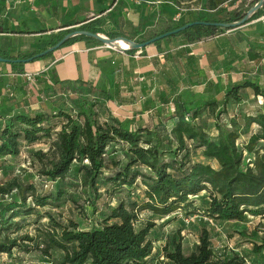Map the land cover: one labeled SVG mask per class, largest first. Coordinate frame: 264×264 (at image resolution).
<instances>
[{
  "label": "trees",
  "instance_id": "16d2710c",
  "mask_svg": "<svg viewBox=\"0 0 264 264\" xmlns=\"http://www.w3.org/2000/svg\"><path fill=\"white\" fill-rule=\"evenodd\" d=\"M221 3V0L205 1L194 20L169 26L136 42L148 41L193 22L200 24L165 39L182 36L184 44L189 45L223 35L230 29L212 24L234 23L245 13L227 14L217 8ZM4 4L0 0V5ZM217 14L225 15L226 19H216ZM263 15L264 7L242 26ZM101 25L96 19L77 29L61 31L47 47L28 55L12 56V50H0V58L8 61L5 64L11 70L23 72L26 63L16 60L31 59L28 63H33L47 59L53 52L41 58L35 56L74 31L102 34ZM0 34L25 33L10 30L0 21ZM163 40L153 45L159 46ZM80 41L95 42L76 36L59 49ZM220 47L223 48L222 42ZM246 57L258 59L253 50L247 51ZM186 73L193 76L194 72ZM42 76L43 79L35 78L40 87L46 83V74ZM8 83V77L0 76V87H7ZM65 85L70 86L74 99L70 107L56 112L16 113L9 105L0 104V170L5 164L13 165L10 177L0 184V256L12 259L14 252L38 251L51 257L52 252H57L58 264H150L153 254L150 231L155 224L141 221L142 211L168 218L178 212L188 216L197 210L217 224L264 219V86L250 80L226 87L207 81L203 93L197 94L188 89L178 92L176 83L168 80L167 91L159 93L156 102L163 108L171 105L172 112L162 116L152 128H132L130 121L112 116L105 106L107 100L122 103L117 100L116 89L91 87L78 81L53 82L54 87ZM245 90L261 98L262 103L252 111L234 109L229 115L228 107L232 103L236 108L240 106L241 92ZM150 104L146 103L144 109ZM222 116L229 117L228 123ZM205 117L212 119V133L201 125L200 120ZM41 143L47 144V150H36L31 156L39 165L37 176L53 183L47 190L33 180L13 175L24 147ZM113 146L120 147L122 159L113 157L116 153ZM194 154L204 162L194 161ZM72 174L86 195L81 208H90L92 216L99 211L98 202L103 197L116 199L115 205H108L105 213H99V221L88 229H81L77 223L54 213L71 199L66 187H72V183H67ZM202 194V206L197 209L195 200ZM41 220L45 223L39 227ZM28 226L36 228V236L22 233ZM182 231L178 227L164 237L160 255L153 264H245V259L236 254H216L204 228L195 248L184 252ZM252 252L261 254L264 244L253 245Z\"/></svg>",
  "mask_w": 264,
  "mask_h": 264
},
{
  "label": "crops",
  "instance_id": "0c3cea01",
  "mask_svg": "<svg viewBox=\"0 0 264 264\" xmlns=\"http://www.w3.org/2000/svg\"><path fill=\"white\" fill-rule=\"evenodd\" d=\"M12 1L5 0V3ZM141 1L137 4L135 0H31L32 11L38 10L37 19L41 21L40 26L37 29H18L25 34L0 35L45 37L48 41L51 36H57L61 31L77 29L80 25L97 19L102 23L100 35H116L140 41L147 34L159 33L169 26H174L166 21L164 0ZM205 1L211 2L198 0L196 11ZM221 1L217 8L227 14H246L256 4L254 0ZM177 2V6L182 7L184 4ZM176 9L185 10L180 7ZM185 14L182 13V17ZM196 16L197 14L191 13L188 18L194 20ZM185 22L183 19L182 23ZM251 24L257 27L256 41L236 39V32ZM244 26L189 45L184 44L182 36L165 39L159 46L152 44L133 54L115 51L96 41H80L59 49L56 55L52 53L50 60L44 59L24 66L29 69L41 66L40 73L59 83L78 81L91 87L116 89L117 100L122 103L105 101L109 113L121 120L130 121L132 128H152L162 116L166 117L173 110L171 105L163 108L156 102L159 93L167 91L168 80L176 83L178 92L188 89L197 94L203 93L207 81L226 87L250 80L264 86V15ZM249 50L255 51L257 60L252 61L246 57ZM230 55H233L232 58ZM190 58L192 60L189 62ZM187 70L194 72L193 76H188ZM218 71L221 72L222 82L216 79L215 73ZM149 102L151 104L148 109H144V105ZM30 148L32 147H24L26 150ZM199 161L204 162L202 158ZM209 164L216 167L214 162Z\"/></svg>",
  "mask_w": 264,
  "mask_h": 264
},
{
  "label": "rangeland",
  "instance_id": "374dc122",
  "mask_svg": "<svg viewBox=\"0 0 264 264\" xmlns=\"http://www.w3.org/2000/svg\"><path fill=\"white\" fill-rule=\"evenodd\" d=\"M5 1V0H4ZM163 8L166 9L167 23L170 25H180L184 21L191 20L188 15L191 13L197 14L196 4L198 0H164ZM177 1L184 3L183 6H177ZM177 8H184L180 11ZM31 0H13L10 3H5L4 6L0 5V21L10 30L18 29H37L40 26L38 10L32 11ZM243 10H246L243 8ZM182 13H186L182 17ZM218 20L226 19L225 15L217 14L215 16ZM237 33V34H236ZM236 39H243L245 41L254 42L258 36L257 27L255 24L247 25L236 32ZM153 33L147 34L143 39L146 40ZM55 36H51L48 41L45 37L23 38L20 36L13 37L7 35H0V50H12V56H23L41 50L53 40ZM59 50H55L53 55H56ZM117 51V50H115ZM47 59H51L50 57ZM48 60V61H49ZM0 65V76L9 78L7 87H0V104L3 102L5 105L12 107L13 111L31 114L41 111L56 112L59 108L70 107L74 96L70 91V86L65 85L59 87L53 86V79L46 75L45 86L40 87L36 84L35 78L43 79V73H40L41 66L35 68H28L27 66L21 71H13L5 63ZM42 65V64H41ZM248 70V69H247ZM32 73H40L34 75ZM216 79L222 82L221 72L215 73ZM256 77V76H255ZM249 78V77H248ZM254 79V77H252ZM227 80V79H226ZM231 80V79H229ZM227 80V81H229ZM231 82V81H230ZM242 103L236 108L235 104L228 107L227 113L231 115L234 109L252 111L259 107L262 103L261 98H255L250 90L241 92ZM228 115V116H229ZM123 116V115H122ZM230 117V116H229ZM229 117L222 116L225 123H228ZM202 127L208 133H212V119L205 117L200 120ZM116 153L113 155L115 158H121V150L119 146H113ZM109 149H112L110 146ZM36 150H47V144L41 143L30 149L21 151L18 161L15 163L13 175H21L38 184H42L45 190L51 189L53 183L47 182L45 178L37 176L39 165L33 161L31 153ZM194 161H199L201 158L198 154L192 156ZM6 165V166H5ZM0 170V184L7 180L11 175L12 164H5ZM75 169V167L73 168ZM67 183H72V187H66L71 199L65 206L54 210V213H60L64 220H70L79 226L81 229H88L94 221H99V213H105L108 205H115L116 199L107 200L103 197L98 202L99 211L92 216L90 208L86 206L82 209L86 195L83 194L82 188L79 187L77 179L74 175H70ZM124 194H122L123 196ZM203 196H199L195 200L194 207L200 209L202 206ZM74 201H76L74 203ZM197 211V210H196ZM195 210L184 216L182 212H178L177 216H170L162 218L153 216L147 211L140 212V219L144 223L150 221L155 224L154 228L150 231V239L153 242V254L149 260L153 264L154 259L160 255V248L164 243V237L169 235L178 227H182V247L184 252L192 251L198 243L199 232L205 229L210 234V240L214 252H226L228 254H236L245 259V264H264V252L261 254H253L252 246L264 244V219L261 218H247L243 223H230V224H217L205 218L201 213ZM173 217H176L173 220ZM186 217L187 222L184 221ZM168 221H171L167 223ZM45 223L41 220L38 226ZM34 226L26 227L22 233H27L31 236H36L37 231ZM42 247V246H41ZM40 247V248H41ZM14 258L9 259L5 255L0 256V264H58L56 260L59 259L57 252H52L51 257H45L38 251H32L29 254H22L14 252Z\"/></svg>",
  "mask_w": 264,
  "mask_h": 264
},
{
  "label": "water",
  "instance_id": "95a60500",
  "mask_svg": "<svg viewBox=\"0 0 264 264\" xmlns=\"http://www.w3.org/2000/svg\"><path fill=\"white\" fill-rule=\"evenodd\" d=\"M264 4V0H259L255 5H253L245 14V16L237 21V22H234V23H220V24H212V25H215V26H220L222 28H225V29H230V30H233V29H236V28H239L241 27L254 13H256ZM196 24H200V23H196V22H193V23H188V24H185L184 26L178 28V29H175L173 31H170V32H166V33H163L159 36H156L148 41H144V42H136V41H133V40H130V39H127V38H122V37H117V38H113V39H110V38H107V37H104L100 34H92V33H89V32H85V31H74V32H71V33H68L66 34L59 42H57L55 45H53L52 47H49L47 48L45 51L37 54L35 57L36 58H41L49 53H52L54 52L55 50H58L63 44L64 42H66L67 40L73 38V37H76V36H84V37H88V38H91L93 39L94 41L110 48V49H113V50H117L121 53H125L126 51H129V50H141L149 45H152L154 44L155 42L157 41H160V40H163L165 38H168L169 36H172L174 34H177L179 32H182L184 30H187L189 28H191L193 25H196ZM206 24V23H205ZM117 42H123L127 45L126 48L124 47H119L118 45H116ZM31 59H23V60H16L15 62H19V63H28L30 62ZM0 62L2 63H6L8 62L7 60H3L0 58Z\"/></svg>",
  "mask_w": 264,
  "mask_h": 264
},
{
  "label": "bare ground",
  "instance_id": "6f19581e",
  "mask_svg": "<svg viewBox=\"0 0 264 264\" xmlns=\"http://www.w3.org/2000/svg\"><path fill=\"white\" fill-rule=\"evenodd\" d=\"M116 45H118L119 47H124V48L127 47V45L123 42H117Z\"/></svg>",
  "mask_w": 264,
  "mask_h": 264
},
{
  "label": "built area",
  "instance_id": "2783aa9c",
  "mask_svg": "<svg viewBox=\"0 0 264 264\" xmlns=\"http://www.w3.org/2000/svg\"><path fill=\"white\" fill-rule=\"evenodd\" d=\"M141 2H142L141 0H135V3H137V4H139V3H141ZM184 221L187 222L186 219H185Z\"/></svg>",
  "mask_w": 264,
  "mask_h": 264
}]
</instances>
